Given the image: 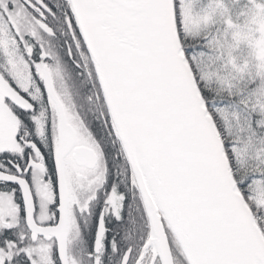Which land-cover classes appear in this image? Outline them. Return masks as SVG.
<instances>
[{
    "label": "snow or ice",
    "instance_id": "obj_1",
    "mask_svg": "<svg viewBox=\"0 0 264 264\" xmlns=\"http://www.w3.org/2000/svg\"><path fill=\"white\" fill-rule=\"evenodd\" d=\"M252 2L255 27L228 18L226 49L196 0H64L59 17L51 0H0V264H81L77 241L87 264L109 249L119 264H264Z\"/></svg>",
    "mask_w": 264,
    "mask_h": 264
},
{
    "label": "trees",
    "instance_id": "obj_2",
    "mask_svg": "<svg viewBox=\"0 0 264 264\" xmlns=\"http://www.w3.org/2000/svg\"><path fill=\"white\" fill-rule=\"evenodd\" d=\"M63 2L64 0H51V6L57 12L58 17L62 15L61 9L63 7ZM256 3H264V0H256ZM210 4L215 8V20H216V23L212 31L214 34L218 33L220 35V37L223 40V43L224 41H226L225 32L227 31L229 32L231 30L229 29L227 24L228 18H231L233 23L239 25V28L245 29L246 31H248L250 28L255 27L252 18V12L255 7L252 0H215V3H213V0H196V3L194 5L195 10L199 12L204 9H209ZM216 5H223L224 7H216ZM225 7L227 8V12L224 11ZM56 27L59 30V25ZM231 39L232 38L229 37L228 40ZM232 42L235 43L234 40H232ZM224 45L225 48L226 46L227 48L233 46L232 44H228L226 42L224 43ZM236 48H249V47L246 44H240ZM244 52L245 55H241V58L239 59V63L248 65L249 62L255 60V57L253 56L251 50H247ZM235 55L238 57V53H235ZM3 59H4L3 56L0 55V65L3 64ZM77 103H78L79 111H81L83 114L87 116L92 115L93 112L92 106L88 103L86 99L79 98ZM133 233H130L128 237H126V235L124 236L125 237L124 242L126 244L124 248H126L129 245V243L132 241V239L130 238L134 237ZM107 259H109V257H107Z\"/></svg>",
    "mask_w": 264,
    "mask_h": 264
},
{
    "label": "flooded vegetation",
    "instance_id": "obj_3",
    "mask_svg": "<svg viewBox=\"0 0 264 264\" xmlns=\"http://www.w3.org/2000/svg\"><path fill=\"white\" fill-rule=\"evenodd\" d=\"M51 23L54 26H58L59 25L58 24L59 19L58 18H51ZM57 37L59 39V42L61 44H63L64 43V37L60 34L59 30L57 31ZM133 235H134V237L130 238V239H132V241L129 243V245L136 243V241L138 239V233L134 232ZM124 236H125V233L121 232L120 235L117 237V239L120 241L122 249H124V247L126 245L124 242V240H125ZM88 250H90V248ZM73 252L77 256V258L81 261V264H87V256H86L85 246L81 242L77 241V243L74 245ZM107 257H109V259H107ZM112 258H115V259H112ZM119 260H120V254L113 255L111 253V249H109L108 254L105 256V264H119Z\"/></svg>",
    "mask_w": 264,
    "mask_h": 264
},
{
    "label": "rangeland",
    "instance_id": "obj_4",
    "mask_svg": "<svg viewBox=\"0 0 264 264\" xmlns=\"http://www.w3.org/2000/svg\"><path fill=\"white\" fill-rule=\"evenodd\" d=\"M255 13H256V9L254 8V9H253V12H252V18H253V21H254ZM235 30H236V29H231L229 32H228V31L225 32V33H226V35H225V37H226V41H224V43L226 42V43H228V44H232L233 46L235 45V43L232 42V40H233L232 33H233V31H235ZM239 30H240V31H245V32H246V30H245V29H242V28H239ZM229 37H231L232 39H231V40H228ZM221 40H222V38H221ZM222 42H223V40H222ZM226 49H227V46H226ZM247 50H251V49H250V48H235V49H234L235 53H238V58H239V59L241 58V55H245V52H244V51H247ZM251 51H252V50H251ZM254 64H255V60L249 62L248 66L251 67V66L254 65ZM241 65H246V64H241ZM221 66H222V62H218L217 65H216L217 68H221Z\"/></svg>",
    "mask_w": 264,
    "mask_h": 264
}]
</instances>
